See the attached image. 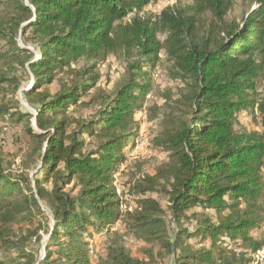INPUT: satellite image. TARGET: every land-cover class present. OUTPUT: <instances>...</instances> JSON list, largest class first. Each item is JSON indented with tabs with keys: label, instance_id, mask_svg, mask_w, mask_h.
Returning <instances> with one entry per match:
<instances>
[{
	"label": "trees",
	"instance_id": "trees-1",
	"mask_svg": "<svg viewBox=\"0 0 264 264\" xmlns=\"http://www.w3.org/2000/svg\"><path fill=\"white\" fill-rule=\"evenodd\" d=\"M158 1L12 0L14 12L0 13V62L8 68L0 73V87L17 89V71L28 73L27 66L35 82L25 95L38 104L34 116L19 114L26 116L33 146L22 173L6 172L0 160V249L15 243L12 225L25 219V212L40 209L41 202L54 220L46 226L40 260L21 248L17 257L0 256V264H94V232L110 231L121 218L113 181L133 143L135 113L151 86L143 63L137 59L130 65L136 72L114 97L91 96L99 104L91 119L67 115L70 107L85 103L100 79L99 63L83 71L75 70L74 63L81 58L101 63L118 51L127 56L137 51L154 63L166 49L187 86L181 103L189 118L174 132L170 146L175 157L168 191L174 236H168L159 216L163 209L150 198L132 212L133 226L162 237L174 253L173 264H250L263 247L249 231L259 225L264 135L240 131L236 123L242 111L253 109L264 124V98L258 93L264 75V0H255L241 21L228 19L233 0H191L185 8L168 5L155 18L146 16V6ZM159 32L167 33L164 41ZM20 33L36 43L37 58L18 42ZM55 82V93L41 90ZM8 112L0 108V114ZM95 137L105 139L101 151L91 148ZM34 157L42 168L31 182L25 169ZM72 182L79 187L76 195L66 191ZM224 236L239 240L246 251L237 252ZM191 238L210 239L211 246L194 248ZM100 264L150 263L118 245Z\"/></svg>",
	"mask_w": 264,
	"mask_h": 264
},
{
	"label": "rangeland",
	"instance_id": "rangeland-1",
	"mask_svg": "<svg viewBox=\"0 0 264 264\" xmlns=\"http://www.w3.org/2000/svg\"><path fill=\"white\" fill-rule=\"evenodd\" d=\"M13 3L12 0L0 1V13L12 14L14 12ZM190 4H192L191 0L180 2L160 0L147 5L144 12L146 16L155 18L168 5L185 8ZM255 5V0H233L228 19L241 21L251 6ZM159 38L164 41L167 38V33L159 32ZM17 40L21 45H25L36 58L38 57L39 49L34 41L26 38L22 33L17 36ZM137 59L143 63L144 72L147 74L148 83L151 86L141 107L135 113V122L130 129V134H133L130 140L133 143H129L126 147V158L114 174L113 184L121 201L122 216L110 231L94 232V236L90 240L94 264H100L110 248L118 245L124 246L134 257L150 264L174 263V253L164 245L163 238H156L145 229L134 227L135 222L131 217L132 212L138 210L143 199H153L164 211L159 216L168 228V236L172 238L174 236L173 230L176 223L172 222L168 191L173 180L169 173V166L175 157H173L174 152L170 146L174 132L180 129L183 120L188 119L189 115L186 112L187 105L181 103L182 93L187 89L186 83L176 75V68L166 49L158 54L154 63L147 61L145 56L138 55L137 51H134V55L131 56L118 51L108 55L101 63L95 58H81L74 63L75 70L83 71L85 68L99 63L96 71L100 74V79L91 95L86 98L85 103L70 107L67 115L68 118L74 120H89L95 116L99 104L96 99L91 101V96L114 97L119 88L136 72V69H131L130 65ZM25 69L28 73H25L22 68L17 71V76L20 79L17 89L8 85L0 87V108L4 107L9 110L8 113L0 114V160H2L4 168L7 169L6 172L13 174L22 173L25 167L24 162L30 158V150L33 148L23 122L26 116L23 119L19 114L28 113L29 117L34 116L38 109V104L33 98L25 95V90L32 87L33 80L35 82V79H32V73L27 70V66ZM2 71L8 72V68L0 62V73ZM58 89L59 85L55 82L50 86H44L41 90L55 93ZM258 93L259 99L264 98L263 74L258 79ZM31 125L36 131L38 130L34 120ZM236 128L240 131L264 135V124L258 110L242 111L238 116ZM103 142L105 139L95 137L91 148L101 151ZM33 161L31 166L27 170L25 169V176L31 182L35 173L42 168L41 163L36 161V157ZM262 175L264 183V168ZM78 189L75 182L66 187V191L71 195H76ZM24 214L27 216L25 219L12 225L13 232L10 234V239L15 243H8V247L0 249L1 257H17L19 250L25 248L29 252L33 251L35 257L40 260L44 251V243L47 240L46 226L52 225L54 221L52 213L49 207L41 202L40 209L35 208ZM256 215L259 225L251 229L249 234L262 242L263 247L253 253L250 264H264V189L262 197L258 201ZM183 222L188 226L186 220ZM163 227L161 226V229ZM39 236L42 237L40 243H38ZM222 240L235 248L237 252L246 251L245 247L239 244V240L235 243L225 236L222 237ZM189 242L197 249L211 246L210 239L199 242L195 238H191Z\"/></svg>",
	"mask_w": 264,
	"mask_h": 264
}]
</instances>
